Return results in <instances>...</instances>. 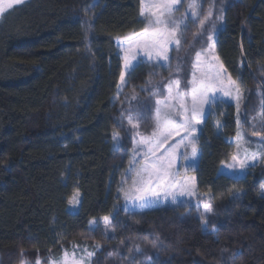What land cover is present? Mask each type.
<instances>
[{"label": "trees", "instance_id": "trees-1", "mask_svg": "<svg viewBox=\"0 0 264 264\" xmlns=\"http://www.w3.org/2000/svg\"><path fill=\"white\" fill-rule=\"evenodd\" d=\"M215 4L220 62L241 91L264 90V0ZM140 8V0H29L3 15L0 264H48L75 248L95 251L92 264H108L113 247L129 256L133 246L155 241L163 250L152 264H264V167L242 179L219 174L234 155L233 106L217 109L219 123L210 116L200 131L195 174L212 200L207 225L191 203L127 212L117 195L134 140L116 100L117 44L143 32ZM151 69H136L125 92L144 87ZM138 107L135 118L148 130L153 101ZM76 191L82 201L72 213ZM122 264L144 263L124 257Z\"/></svg>", "mask_w": 264, "mask_h": 264}, {"label": "snow or ice", "instance_id": "snow-or-ice-1", "mask_svg": "<svg viewBox=\"0 0 264 264\" xmlns=\"http://www.w3.org/2000/svg\"><path fill=\"white\" fill-rule=\"evenodd\" d=\"M3 2L4 0H0V4H3ZM22 2L23 0H9L8 7ZM140 6V15L144 18L146 27L143 29L142 33H134L125 38L134 41L129 44L125 50L126 55L124 57V67L127 74L129 76L132 75L136 68L139 67V64L143 63V61L136 64L130 62L136 60L135 51L137 48L142 49L143 55L149 61H153L155 67H166L170 72L172 71L170 59H176L177 65L175 71L177 73L181 72L183 70L182 64L184 61L181 60L178 55L170 58L169 53L175 52L179 54L182 51H186V45L188 47H194V43L189 44V41L185 39V35L189 30L188 24L186 23L189 20V14L194 18L192 23L197 25L198 28L197 32L193 33L194 42H199V40L196 39L197 37L205 41H213V45L209 46L206 44L200 51L194 52V62L192 63V67L199 70L201 68L202 57L206 51H209L214 47L215 43L214 25L210 26L213 29L212 33H209L208 30L205 29L206 22L213 15V7H209L206 14H204L201 11L199 0H187L186 7L184 6L183 0H140ZM182 9L183 15L177 20L176 14L181 12ZM3 10L4 9L0 7V13H2ZM218 18L223 20V15H220ZM85 23L91 27L90 21H86ZM134 37H139V40H134ZM128 53H131V56H129ZM154 57L155 59H153ZM213 59L218 61L219 58L214 56ZM222 72L224 73L223 77L221 76ZM225 81H227V83H225ZM120 83H125L124 74L120 77ZM149 83H151V80ZM188 84L191 85L190 104L186 99V95H182L178 91L180 88V79L176 78L167 83L165 86L167 89L166 99H158L155 101L156 105H163V110L160 107L156 108V128L152 132L151 137L142 138L139 141L140 144L148 145L149 140L152 137L157 138L154 146L147 147L144 151V166L139 169H133L135 175L131 178L132 189L130 191L132 192V195H129V191H124L122 189L126 200H132L134 203L135 201H140V208L152 206L154 202L152 198L159 197L161 191H163L165 198L171 195L173 197V203L176 202L177 192L181 196L194 194V184L192 188H187L184 186L178 187V182L174 179L169 182L171 178L169 169L173 166L176 148L180 147L181 144H185V141H187L186 147L191 148V157L193 159L196 158L198 141L193 138L197 131L195 125L202 124L207 119L205 115V107L211 109L214 108L218 102L223 103V101H220L215 94L217 90H219L223 96L229 97L230 100L235 102L237 119L239 120L240 102L244 97L237 82L227 75L226 70L223 69L222 65H220L219 71H216L211 75L201 71L199 79L196 77L195 72H193L192 80L186 82V93L188 90ZM160 91L161 89L159 87L155 88L153 90V95ZM173 100H176L178 104H172L171 101ZM261 105L258 115L262 118V127H264V100L261 101ZM245 119H247V114L245 115ZM127 123L131 125L132 128L139 127V119L133 118L131 115L127 118ZM217 123H219V121ZM181 131L187 133V135L182 136L179 143L167 153V155L173 157V160L161 162L164 161V157H156V159L151 160V162L149 161L147 158L149 154L155 157L156 151L166 144L170 137L173 135H180ZM255 134L260 135L261 133L256 132ZM113 138L118 139L119 133H114ZM257 158V153H252L250 157L245 156L243 158L239 155H233L232 159L233 161H236V164L231 165L230 167L236 168L238 165L239 169L243 171L249 167V160L256 161ZM184 159H188L187 152L184 154ZM259 159L261 163H264V153L259 155ZM133 163L138 164L139 161L134 160ZM192 179L194 181L195 178L193 177ZM78 196L79 192L77 191L70 203H79ZM212 211V205L205 204L201 219L206 225L209 223L208 214L212 213ZM103 220L106 226L112 224V220L108 216H105ZM92 223H95V221ZM97 247H99V245H97ZM137 251H139V249H137ZM87 255L92 256L94 253H87ZM37 264H39V262H37ZM61 264H67L66 257ZM73 264H83V261H73Z\"/></svg>", "mask_w": 264, "mask_h": 264}, {"label": "rangeland", "instance_id": "rangeland-1", "mask_svg": "<svg viewBox=\"0 0 264 264\" xmlns=\"http://www.w3.org/2000/svg\"><path fill=\"white\" fill-rule=\"evenodd\" d=\"M29 0H23L22 3L19 4H13L11 7H8L9 0H4L3 4H0V7H2L4 10L2 13H0V21L3 17V15L13 7L19 6ZM201 4V11L202 13L206 14L207 9L209 7H213V15L212 17L206 22L205 29L208 30L209 33L213 32L212 27L214 25V36H215V43L214 47L211 48L209 51H206L204 56L202 57L201 61V68L198 70L196 68L192 67V63L194 62V52L200 51L202 47H204L206 44L211 46L213 45V41H205L199 37L196 39L199 40L198 43L194 42L193 33L197 32L198 28L197 25L192 23V18L189 14V20L186 22L188 24V31L185 35V39L189 41V44L194 43V47H188L185 46L186 51H182L181 53L177 54L175 52H170L169 56L176 57L177 55L181 60L184 61L182 64V71L177 73L175 71L177 60L176 59H170L172 71L170 72L166 67H155L153 61H149L144 55L142 49L137 48L135 51L136 54V60L130 61L132 64H136L140 61H143V63L139 64V67H152L151 72L147 78V81L140 90L133 91L130 94H127L125 92V88L128 84L129 78L133 75H128L127 71L124 67V57L126 55V49L129 44L133 43L134 41H130L127 39H122L118 42V52L119 56L122 60V74L125 76V83L121 84L119 82L118 90H117V97L116 100H119L120 103L122 101V113H121V119L125 123V126L127 125L131 130L133 131L134 140H133V150L131 152L130 158L128 160L127 168L119 173L118 177V197L123 201L124 209H126L127 212H142L146 210L156 209L159 207H164L168 205H186L187 203H191V205H194L197 209H199L201 212H204V206L205 204H211L212 200L209 196H203L198 189L197 184V176L195 172L199 168L200 159H201V141H200V131L204 127L205 123L207 122L208 118L210 116H213V122L217 125L218 119L216 117L217 109L224 107V106H233L235 108V102L230 100L229 97L223 96L222 93L219 92V90L216 91V96L220 101H223V103H217V105L214 108H207L205 107V115L207 119L204 123L195 125L197 128L196 133L194 134L193 138L197 139L198 141V151L197 156L195 159L191 157V148L186 147L187 141H185V144H181L180 147L176 148L175 152V160L173 163V166L169 169V172L171 173V178L178 182V187L184 186L187 188H192L194 184V194L193 195H179L178 192L176 194V202L173 203V197L169 195L167 198L164 197L163 191H161V195L159 197H153V204L150 207L147 208H140L139 203L140 201H135V203L132 200H126L124 197V191H129V195H132V192L130 191L132 189V181L131 178L134 177L135 172L133 169H139L144 166V151L147 147L154 146L155 140L157 138L152 137L149 140L148 145L140 144L139 141L142 138H149L151 137L152 132L156 128V121H155V114H156V108L160 107L163 110V105H156V100H165L167 97V89L166 85L170 80H174L176 78L180 79V88L179 92L182 95H186V99L190 104L191 96H190V88L191 85L188 84L187 86V93H186V82L192 80V73L195 72L196 77L199 79L201 76V71H204L211 75L212 73L220 70V65L222 63L218 59L215 60L213 57H218L216 52V41L218 37V26H217V11H218V5L215 4L216 0H199ZM184 6L187 5V0H183ZM214 5V6H213ZM183 15V9L181 12H178L176 14V19L179 20ZM142 33V32H141ZM131 36V35H129ZM134 40H139V37H134ZM129 56H131V53H128ZM155 59V57L153 58ZM163 63V62H162ZM223 66V65H222ZM137 67L136 69H138ZM223 69L225 70L224 66ZM227 73V71H226ZM224 73H221V76L223 77ZM228 76H230L227 73ZM231 77V76H230ZM232 78V77H231ZM233 79V78H232ZM151 80V83L149 81ZM234 80V79H233ZM227 83V81H225ZM238 85V84H237ZM159 87L161 89L160 92H157L155 95H153V90L155 88ZM135 92V93H134ZM243 95V99L240 102V113H239V120L237 119L238 123V132L236 138L233 140L234 143V155H239L241 158L248 156L250 157L252 153H257L258 158L256 161L249 160V167L245 170L241 171L237 165L236 168L230 167L231 165L236 164V161H231L229 163L223 164L220 168L219 174L225 177H228L230 179H236V178H244L247 171L250 168L262 166L264 167V163L260 162L259 155L261 153H264V127H262V118L258 115L259 110L261 108V101L264 100V90L261 87L260 90H257L255 92H243L241 91ZM175 94V93H174ZM135 97V98H133ZM146 100H152L154 104V122L150 129L143 130L141 127V123L139 122L138 128H132L131 125L127 123V118L131 115L133 118H135V115L138 113V105L143 104ZM172 104L176 105L178 102L176 100L171 101ZM236 109V108H235ZM247 114V119H245V115ZM237 117V115H236ZM126 126V127H127ZM256 132H260V135H256ZM187 133L181 131L180 135H173L170 137L166 144L161 146L156 151V156L153 157L151 154L147 157L149 161L156 159V157H164V161L161 162H167L173 160L172 156L167 155L169 151L179 143L182 136H186ZM119 141L118 139L113 140L114 147H117V143ZM187 152L188 159H184V154ZM139 161V163H133V161ZM195 178L194 181L192 178ZM127 181V182H125ZM77 192V191H76ZM75 192V193H76ZM79 192V191H78ZM150 195V194H148ZM73 198V197H72ZM71 198V200H72ZM70 200V201H71ZM79 203H70L69 202V211L72 213H76L80 206L82 201L81 193L79 192L78 196ZM104 223V222H103ZM105 224V223H104ZM96 225L93 223L92 227L94 228ZM139 249V251H137ZM163 250L162 245H160L158 242H152L149 245H143L138 244L133 246L131 250V255L125 256V251L123 246H117L113 247L110 250H108L107 257H108V264H122L123 258L126 257L128 261H134L137 260V262H142L144 264H152L156 260H158L161 256V252ZM87 253H94L92 256H88ZM95 256V251L88 249V248H82L73 249L72 252L64 254L62 258L59 260H54L49 262L48 264H61L62 261L65 260V257L67 258V264H73V261H83V264H92L93 259ZM39 264H42L39 262Z\"/></svg>", "mask_w": 264, "mask_h": 264}]
</instances>
